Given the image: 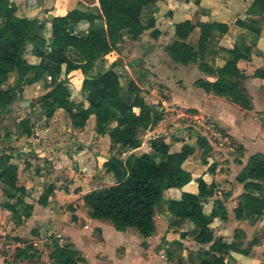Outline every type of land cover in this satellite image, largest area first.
<instances>
[{"label": "crops", "instance_id": "crops-1", "mask_svg": "<svg viewBox=\"0 0 264 264\" xmlns=\"http://www.w3.org/2000/svg\"><path fill=\"white\" fill-rule=\"evenodd\" d=\"M12 1L17 6V16L35 19L38 25L50 20L47 16L49 13L46 14L47 18L43 17L41 7L26 8L20 13L19 1ZM253 1L154 0L143 8L142 22L146 23L152 17L154 25L146 28L137 39H133L130 34L123 35L117 49L120 62L114 68L118 74L119 94L122 98H131L129 85L133 82L140 89L145 103L162 113V119L156 125L138 129L134 133L133 137L141 142L136 150L109 137L107 132L116 122L107 127L106 134L100 135L95 132L94 115L89 116L83 127H74L63 108H55L52 116H46L41 98L58 81L65 79V65L61 66L58 74L49 69H39V80L22 87V93L0 117V154L8 152L11 147L16 149L15 154L20 155L12 157L10 162L17 166L18 185L25 188L24 202L32 205L29 217L22 218L21 222L14 221L11 210L6 206L13 203L14 199L3 194L0 182V235L6 233L14 236L21 242L19 249L30 245L35 250L30 257H15L16 264H38L39 260H43L45 264H56L51 253L67 242L72 243L84 258V262L78 264H90L92 259L83 256L84 250L80 242V237L83 236L88 237V247H97L93 260L97 263L132 264L129 260L136 256L133 253L139 252L140 258H135L136 264L149 258H157L164 264H197V251L208 245L196 242L189 235L182 238L181 232L189 231L193 224L186 218H172L165 206L169 200L180 199L183 192L198 194V178L208 185L215 184L212 196L201 201L206 212L212 209L215 212L209 225L214 237L221 238L228 244L235 242L237 246L224 254L226 264L264 262V215L255 218L245 209L242 217L236 219L233 213L235 201L244 193L243 184L236 180V176L246 166L251 155L264 153V110L256 107V101L264 99V77L254 76L257 69H264V14L248 11ZM64 2L70 4L69 7L64 3L65 10L57 13L50 11V14H64L74 8L99 12L98 4L86 5L78 0ZM45 4L48 6V3ZM184 20L215 25L206 53V60L213 68L221 67L229 58L230 55L223 49H232L236 44L250 47L247 58L237 61V67L245 75L241 80V87L250 98V109H244L226 97L198 86L197 80L213 81L216 76L203 71L197 63L183 65L172 61L165 46L174 36V25ZM98 24L102 26L104 21L101 20ZM89 29L90 24L86 21L73 26V32L79 35L87 33ZM196 38L197 33H194L193 44ZM24 58L31 64L40 62V58L31 53V45L27 46ZM108 68L107 57H96L88 68L87 78ZM68 76L70 79L65 85L73 110L78 112L86 109L88 90L82 84L81 71L74 70ZM10 77L12 81L7 85L14 84L15 75L11 74ZM231 104L236 106L238 116L229 113ZM241 115L244 121L255 119L256 127L252 129L250 126L249 131L242 128L245 122L242 123ZM66 117L70 120V129L58 126L59 121ZM92 118L94 124L88 125ZM22 119L29 121L31 134L20 132ZM38 121L43 122L45 127L35 131ZM55 124L57 125L53 129ZM63 129L68 131L62 132ZM214 131H220L222 138H215ZM38 134L42 137H38ZM199 136L205 137L210 145L204 155L197 144ZM152 140L166 143L170 153L180 152L184 146L192 147V153L182 163V167L190 172L192 178L182 187L164 191L159 210L156 208L154 214V232L144 239L134 228L118 231L111 221L91 217L82 196L115 183L113 173L104 166L111 156L123 162L131 152L143 151L149 153L156 163L162 162L165 155L151 150ZM21 141L23 143L20 144ZM95 166L96 178L103 172L104 176L111 178V183L95 188L86 185L89 187L86 189L83 179H86V172ZM76 170L82 173H76ZM63 173L66 175H62ZM65 179L72 184L76 183V191L80 193L69 191V187L64 184ZM48 188L52 192L46 205H42L38 199ZM217 201L221 203V207L217 206ZM70 206L77 218L75 221L71 219ZM69 229L73 231L68 233ZM94 231L98 232L97 238ZM49 236L53 238H45L46 242L42 240ZM144 240L146 247L141 245ZM40 245L45 246L43 252L38 251ZM0 264H5L1 258Z\"/></svg>", "mask_w": 264, "mask_h": 264}, {"label": "trees", "instance_id": "trees-1", "mask_svg": "<svg viewBox=\"0 0 264 264\" xmlns=\"http://www.w3.org/2000/svg\"><path fill=\"white\" fill-rule=\"evenodd\" d=\"M86 5L98 4L99 12L92 13L74 8L64 14L53 16L38 25L35 19L16 15L17 6L12 0H0V117L4 110L22 93V87L36 82L40 78L39 69H49L55 74L65 65V79L58 81L53 88L42 96V107L47 117L52 116L55 108H63L71 119L74 127H83L90 115L95 116V132L106 134L107 127L116 125L107 132L109 137L123 141L132 136L126 146L138 149L141 142L133 137L138 129L151 128L162 119V113L154 106L145 103L140 89L131 82L129 85L130 99L120 96V83L114 68L119 64L117 55L118 43L124 34L133 39L142 35L144 30L154 25L151 17L142 22L143 8L154 0H78ZM249 12L264 14V0H254ZM103 20L104 24L98 26ZM81 21L90 24L85 34L73 32V26ZM98 26V27H97ZM214 24L209 22L184 20L174 25V36L165 46L172 61L186 65L195 62L206 73L216 76L215 80L199 79L196 84L205 91L224 96L229 101L250 109V98L241 87L245 75L237 67V61L247 58L250 47L236 44L232 49H223L230 56L218 68H213L206 60V53L211 41ZM97 27L96 29H94ZM197 33L195 44L192 36ZM28 45L31 53L40 58L38 64H31L24 58ZM107 57L109 68L87 78V72L94 58ZM74 70H80L82 84L88 90V107L75 112L69 100L65 83ZM11 74L15 75L13 85H7ZM254 76L264 77V69L259 68ZM264 127V119H262ZM20 132L31 134L29 121H20ZM0 125V139H1ZM197 144L202 148V155L210 149L203 136H199ZM150 148L153 152L165 155V159L156 163L149 153L131 152L122 162L111 156L105 163L107 171L113 173L115 183L85 193L82 200L90 210V216L112 222L118 231L134 228L144 238L151 236L154 230V214L163 200L164 191L172 187H182L191 180L189 171L182 167L183 161L192 153L193 148L184 146L180 152H169L166 143L152 140ZM15 148L0 154V182L2 192L13 203L7 204L12 218L21 222L31 214L32 205L23 200L25 188L17 183V166L10 162ZM31 152L29 153V155ZM243 184L244 193L235 201L234 217L240 219L243 210L250 211L255 218L264 215V153H255L248 159L246 166L236 176ZM198 194L183 192L180 199L169 200L165 210L172 218H186L193 227L181 232L183 238L191 236L207 248L197 251V264H226L224 254L237 248L235 242L225 243L221 238L214 237L210 223L215 217L212 209L206 212L199 197L212 196L215 184H206L198 178ZM77 189H75L76 191ZM51 189H46L38 201L46 205ZM217 206L221 203L217 201ZM71 219L77 218L73 207H69ZM147 246L144 240L141 244ZM31 250V252H30ZM35 252L32 246L18 249L15 257H30ZM56 264H78L84 258L70 242L62 244L51 253Z\"/></svg>", "mask_w": 264, "mask_h": 264}, {"label": "rangeland", "instance_id": "rangeland-1", "mask_svg": "<svg viewBox=\"0 0 264 264\" xmlns=\"http://www.w3.org/2000/svg\"><path fill=\"white\" fill-rule=\"evenodd\" d=\"M19 1V6H20V13L24 10V9H26V8H32V9H34V8H38V7H41V10H42V12H43V14H44V16L43 17H46V14L47 13H57V12H59L60 10H65L66 8H64L66 5H68L67 7H69V5L70 4H68L67 2H64V0H17V2ZM45 3H48V6H46V4ZM64 3L66 4V5H64ZM73 5V4H72ZM25 11V10H24ZM51 11V12H50ZM24 13V12H23ZM47 18V17H46ZM12 77V76H11ZM10 77V79H9V83H11V81H12V78ZM5 85H7V84H5ZM262 92H264L263 90H262ZM263 95H262V97H264V93H262ZM17 101V100H16ZM18 101H20V100H18ZM231 106H232V108H230L229 109V113H231V114H235V115H237L238 116V110H237V108H235L236 106L235 105H233V104H231ZM256 107H257V109L258 110H264V99L262 98V101H256ZM18 111V110H17ZM262 116H264V112H262ZM243 117H242V115H241V120H242V123L243 122H245L244 123V126L242 127V128H244V129H248V131H249V128H250V126H251V128L253 129V127H256V126H254L255 124H256V121H255V119L254 120H249V121H244V119H242ZM94 122V120H93V118L91 119V121H90V123H88V125H90V124H94L93 123ZM241 123V124H242ZM56 125L57 124H55L54 125V127H53V129L56 127ZM58 126H60V128L61 127H63V128H68V129H70V120H69V118L68 117H66L65 119H61L60 121H59V123H58ZM35 127H36V129H35V131L36 130H43V128L45 127L44 126V123L43 122H40V121H38L37 122V126L35 125ZM68 130L67 129H63L62 130V132H67ZM70 131V130H69ZM38 135H40V136H38V137H42L41 136V134H38ZM40 139V138H39ZM21 143H23L22 141L20 142V144ZM29 144V143H28ZM3 147L5 148L6 146L5 145H3ZM3 149V148H2ZM96 166L95 167H92L91 168V170H89V172H86V175H85V177H86V179H83V184H84V187L86 188V189H89V187L90 188H95V187H100L101 185L102 186H104V185H108V184H110L111 183V178H109V177H106V176H104L103 175V172H102V174H101V176L99 175L98 176V178H96ZM76 173H82V171H78V170H76ZM62 175H66V174H62ZM68 177V176H67ZM64 181V184L65 185H67L68 187H69V191H71V192H73V193H75V194H77V193H80L79 191H75V189H76V187H78L77 185H76V183H74V184H72V182L70 183V181L68 180V179H65V180H63ZM92 183H91V182ZM68 184H72L71 186H69ZM86 185H88V186H86ZM88 187V188H87ZM164 197V196H163ZM157 210H159V208L157 207ZM71 231H73V230H68V233L69 232H71ZM1 235H4V236H6V237H12V235H8V234H6V233H3V234H1ZM85 235H87L86 233H85ZM94 236L97 238L98 237V232L97 231H94ZM14 237V236H13ZM45 238L47 239V240H50L51 238H53V236H49V237H43L42 238V240H44L45 242L47 241V240H45ZM87 241H88V237L87 236H83V237H80V242H81V244H82V248H83V250H84V253H83V256H85L87 259H92V262H91V260H90V264H102L101 262H99V263H97L96 261H94L93 262V260H94V255H95V253L97 252V247H95V248H91V247H88V244H87ZM46 245V244H45ZM44 247L45 246H42V245H40V247H39V249H38V251H41V252H43L44 251ZM91 248V249H90ZM31 252V251H30ZM133 254H136V256L134 257V259H132V260H129L132 264H136V259H139L140 258V254H139V252L138 253H133ZM108 255H109V253H108ZM110 256V255H109ZM0 258L1 259H3V262L5 263V264H16L17 263V259L16 260H11V259H6V258H4L1 254H0ZM136 258V259H135ZM162 260H158L157 258H149V259H147V260H143L142 261V263H139V264H164V262H161ZM38 264H45V262L43 261V260H39V263ZM261 264H264V262L263 263H261Z\"/></svg>", "mask_w": 264, "mask_h": 264}, {"label": "built area", "instance_id": "built-area-1", "mask_svg": "<svg viewBox=\"0 0 264 264\" xmlns=\"http://www.w3.org/2000/svg\"><path fill=\"white\" fill-rule=\"evenodd\" d=\"M213 136L217 139L222 138V134L220 133V131H214ZM20 246L21 242L14 237H6L4 235H0V254L4 258L13 260Z\"/></svg>", "mask_w": 264, "mask_h": 264}, {"label": "water", "instance_id": "water-1", "mask_svg": "<svg viewBox=\"0 0 264 264\" xmlns=\"http://www.w3.org/2000/svg\"><path fill=\"white\" fill-rule=\"evenodd\" d=\"M47 16H48V18H49L50 20L53 18V16H52L50 13H49ZM88 78H89V77H88ZM131 139H132V136L129 137V138H127V139H125V140L123 141V145H126L127 142H129ZM198 200L201 202V201L204 200V197H199ZM153 232H154V231H153Z\"/></svg>", "mask_w": 264, "mask_h": 264}]
</instances>
